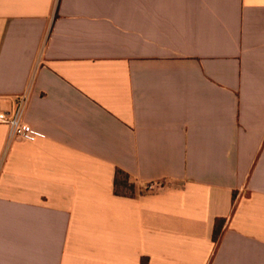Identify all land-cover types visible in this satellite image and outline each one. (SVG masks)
Instances as JSON below:
<instances>
[{"label": "crops", "instance_id": "crops-1", "mask_svg": "<svg viewBox=\"0 0 264 264\" xmlns=\"http://www.w3.org/2000/svg\"><path fill=\"white\" fill-rule=\"evenodd\" d=\"M22 96L0 264H264V0H0Z\"/></svg>", "mask_w": 264, "mask_h": 264}, {"label": "built area", "instance_id": "built-area-1", "mask_svg": "<svg viewBox=\"0 0 264 264\" xmlns=\"http://www.w3.org/2000/svg\"><path fill=\"white\" fill-rule=\"evenodd\" d=\"M25 104L26 98L22 96L16 99L13 110L5 111L0 108V124L9 127V133L12 139L34 143L37 141L38 135L34 128L24 121ZM165 186L166 183L161 181L150 183L144 188V193H155L165 188Z\"/></svg>", "mask_w": 264, "mask_h": 264}, {"label": "trees", "instance_id": "trees-1", "mask_svg": "<svg viewBox=\"0 0 264 264\" xmlns=\"http://www.w3.org/2000/svg\"><path fill=\"white\" fill-rule=\"evenodd\" d=\"M116 184L120 185L121 187H123L125 189H128L130 191H133L134 188H135L134 184H132L129 181V177L127 175L123 174V173H120V172H118V176H117V179H116ZM220 233H221V230L217 226L216 229H215V233H214V239H215L216 242L219 241Z\"/></svg>", "mask_w": 264, "mask_h": 264}, {"label": "rangeland", "instance_id": "rangeland-1", "mask_svg": "<svg viewBox=\"0 0 264 264\" xmlns=\"http://www.w3.org/2000/svg\"><path fill=\"white\" fill-rule=\"evenodd\" d=\"M119 191H120V192H129L128 189H124L123 187H121Z\"/></svg>", "mask_w": 264, "mask_h": 264}]
</instances>
